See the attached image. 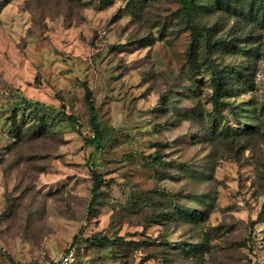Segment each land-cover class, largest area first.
Wrapping results in <instances>:
<instances>
[{
    "label": "rangeland",
    "instance_id": "rangeland-1",
    "mask_svg": "<svg viewBox=\"0 0 264 264\" xmlns=\"http://www.w3.org/2000/svg\"><path fill=\"white\" fill-rule=\"evenodd\" d=\"M71 245L264 264V0H0V264Z\"/></svg>",
    "mask_w": 264,
    "mask_h": 264
},
{
    "label": "trees",
    "instance_id": "trees-1",
    "mask_svg": "<svg viewBox=\"0 0 264 264\" xmlns=\"http://www.w3.org/2000/svg\"><path fill=\"white\" fill-rule=\"evenodd\" d=\"M187 3H188V6L191 7L192 0H187ZM213 81L215 83V93L213 95V101H214L215 107L218 108L221 104V98L225 95L227 88H226L223 76L216 70L213 72ZM87 99L89 102V109H90V113H91V122H92L93 127L95 128V132H96V137L93 140V142H98L100 134H101V130L99 127V122H98L97 109H96L94 99H93V96H92L90 90L87 91ZM68 118L73 123L77 124L78 126L81 125L78 118L75 115L71 114L68 116ZM93 175H94V187H93L92 203L96 202L97 196H98V189L104 185V178L100 173L93 170ZM56 260H54V262ZM54 262H52L50 264H54Z\"/></svg>",
    "mask_w": 264,
    "mask_h": 264
},
{
    "label": "built area",
    "instance_id": "built-area-1",
    "mask_svg": "<svg viewBox=\"0 0 264 264\" xmlns=\"http://www.w3.org/2000/svg\"><path fill=\"white\" fill-rule=\"evenodd\" d=\"M77 260V247L71 245L67 250L54 262V264H75Z\"/></svg>",
    "mask_w": 264,
    "mask_h": 264
}]
</instances>
